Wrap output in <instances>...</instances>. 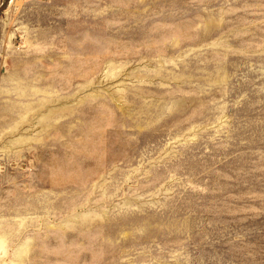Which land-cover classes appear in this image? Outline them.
<instances>
[{
  "label": "rangeland",
  "instance_id": "rangeland-1",
  "mask_svg": "<svg viewBox=\"0 0 264 264\" xmlns=\"http://www.w3.org/2000/svg\"><path fill=\"white\" fill-rule=\"evenodd\" d=\"M0 264H264V0H8Z\"/></svg>",
  "mask_w": 264,
  "mask_h": 264
},
{
  "label": "water",
  "instance_id": "water-1",
  "mask_svg": "<svg viewBox=\"0 0 264 264\" xmlns=\"http://www.w3.org/2000/svg\"><path fill=\"white\" fill-rule=\"evenodd\" d=\"M8 0H4L3 4L0 6V13L4 12V10L6 9Z\"/></svg>",
  "mask_w": 264,
  "mask_h": 264
}]
</instances>
